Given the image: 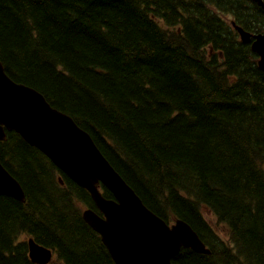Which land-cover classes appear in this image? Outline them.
Segmentation results:
<instances>
[{
	"label": "trees",
	"instance_id": "trees-1",
	"mask_svg": "<svg viewBox=\"0 0 264 264\" xmlns=\"http://www.w3.org/2000/svg\"><path fill=\"white\" fill-rule=\"evenodd\" d=\"M264 32L253 0H0V62L85 132L143 204L209 249L172 264H264V71L230 22ZM0 163V264H115L82 219L89 193L14 131ZM106 198L111 192L104 186ZM210 216L212 219H210ZM216 228H221L223 239Z\"/></svg>",
	"mask_w": 264,
	"mask_h": 264
},
{
	"label": "water",
	"instance_id": "water-1",
	"mask_svg": "<svg viewBox=\"0 0 264 264\" xmlns=\"http://www.w3.org/2000/svg\"><path fill=\"white\" fill-rule=\"evenodd\" d=\"M253 1L264 11L263 0ZM232 26L242 42L252 39L251 50L264 71V33L251 34L234 22ZM6 131L18 134L90 194L99 214L86 208L82 219L99 235L115 264H172V258L182 247L209 253L187 222L177 219L169 225L150 211L87 132L70 116L52 108L40 92L11 80L0 62V141L6 140ZM99 184L111 192L112 198L100 193ZM0 195L25 201L21 185L1 163ZM26 243L31 262H50V249L31 238Z\"/></svg>",
	"mask_w": 264,
	"mask_h": 264
},
{
	"label": "rangeland",
	"instance_id": "rangeland-1",
	"mask_svg": "<svg viewBox=\"0 0 264 264\" xmlns=\"http://www.w3.org/2000/svg\"><path fill=\"white\" fill-rule=\"evenodd\" d=\"M81 211L85 208L83 205H81ZM210 219H212V217L210 216ZM170 223H173V221H171ZM215 229H216V231H218V233H219V235L223 238V239H226L227 238V236H226V234H225V232L220 228H216L215 227Z\"/></svg>",
	"mask_w": 264,
	"mask_h": 264
}]
</instances>
